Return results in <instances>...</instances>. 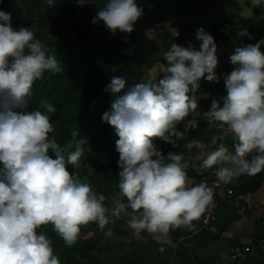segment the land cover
Instances as JSON below:
<instances>
[{
	"label": "clouds",
	"instance_id": "9594fccd",
	"mask_svg": "<svg viewBox=\"0 0 264 264\" xmlns=\"http://www.w3.org/2000/svg\"><path fill=\"white\" fill-rule=\"evenodd\" d=\"M252 2L259 6L262 0ZM142 15L136 0H106L92 23L102 22L113 34H130ZM195 38L201 41L199 50L191 42L188 47L172 43L163 53L167 66L158 81L128 85L114 75L104 89L115 97L102 121L118 136L117 187L127 201L118 199L106 207L103 196L77 172L67 170L68 165L81 166L85 139L72 131L69 143L61 147L49 136L55 131L50 114L56 107L44 101L45 111L26 110L34 84L43 81L45 73H61L60 62L30 28H13L11 14L0 11V264H61L51 238L37 231L49 224L69 247L78 241L82 227L95 223L104 230L113 218L127 217L133 230L160 240L179 228L194 231V222L214 202V190L203 181L192 185L182 153L164 155L153 143L158 138L177 147L184 136L179 124L185 131L195 130L203 119L230 131L234 151L217 144L223 135L213 136L209 145L199 140L186 145L201 151L202 167L215 168L219 183L264 171V40L234 49L230 62L235 67L224 76L227 95L222 106L213 99L210 109L201 113L196 93L201 78L219 82L218 57L214 38L203 28ZM83 167L88 175L95 172L88 164Z\"/></svg>",
	"mask_w": 264,
	"mask_h": 264
},
{
	"label": "crops",
	"instance_id": "0c3cea01",
	"mask_svg": "<svg viewBox=\"0 0 264 264\" xmlns=\"http://www.w3.org/2000/svg\"><path fill=\"white\" fill-rule=\"evenodd\" d=\"M15 1L10 0V8L15 5ZM38 1L44 8L49 5L48 0H35L36 3ZM136 3L143 9V15L130 34L119 30L113 34L102 22L93 24L98 8L86 3L94 9L89 14V25L96 30L106 50V84L110 83L114 75L122 76L128 85L158 81L165 74L167 66L163 53L172 43L188 47L191 42L193 48L199 50L201 41L196 40L195 33L203 28L217 45L218 66L215 72L219 82H208L201 78L196 93L199 97L198 111L207 112L213 99L222 106V98L227 95L224 76L235 67L230 62L234 49L264 40V0L259 6L254 5L252 0H136ZM35 8V16L39 17L37 5ZM261 51L264 52V44L261 45ZM215 135L224 136L217 144L223 143L230 151H234L230 131L219 129L216 124L210 125L203 119L198 120L195 130H184L177 147H168V143L164 142L158 149L164 155L168 152L182 153L192 185L202 181L208 184L211 168L202 167L203 154L199 149L194 147L189 150L186 145L191 140L209 145ZM211 150L206 148L205 152ZM105 179L95 178L100 190ZM110 182L117 185L114 181ZM233 183V195L219 190L214 202L206 210L212 217L205 224L204 214L199 221L194 222V231L179 228L171 231L166 239L160 240L146 231L133 230L127 224V217L116 219L125 228L124 234H118L124 249L144 242L152 246L156 256L167 258L168 264H264V245L256 244L257 239L264 236V171L254 176L241 175ZM245 247L248 251L243 260L232 259V255ZM161 248L163 251H160Z\"/></svg>",
	"mask_w": 264,
	"mask_h": 264
},
{
	"label": "trees",
	"instance_id": "16d2710c",
	"mask_svg": "<svg viewBox=\"0 0 264 264\" xmlns=\"http://www.w3.org/2000/svg\"><path fill=\"white\" fill-rule=\"evenodd\" d=\"M81 3L99 8L106 3V0H57L55 4L48 5L41 19L60 13L71 25L76 6ZM9 4L10 0H0V11L9 13ZM36 5L41 12L43 4L38 1ZM11 24L14 27L18 23L11 20ZM27 28L33 30L32 27L27 26ZM60 34H62L60 38L54 39L51 36L52 33H47V35L35 33V38L47 48L48 54L56 56L63 71L59 74L45 73L43 81L38 80L34 84L33 96L26 110L45 111L41 107L44 101L56 107L57 111L50 114V122L54 125L55 131L49 136L55 139L61 147L69 143L72 131L79 133L78 138L85 139L86 142L83 145L85 155L81 158V166L73 169L71 165H68L67 170L70 173L77 172L80 178L90 183L97 192L98 188L95 186L97 177L114 181L117 185L119 182L117 164L119 153L116 151L115 143L118 136L113 127L102 121L103 113L110 111L111 102L115 98L111 93L104 91L107 86L105 82L106 50L96 30L88 25L85 29L80 26L75 27L70 39L65 32ZM177 128L184 132L181 124L177 125ZM153 143L159 148L164 142L154 138ZM179 143L178 140L177 146ZM171 146L168 144V147ZM69 150H74V147ZM49 155L55 159V154L51 150H49ZM84 164L92 166L95 172L88 175L83 167ZM94 225L95 223H91L88 227L91 228ZM37 231L51 238L54 254L58 256L61 264H77L76 257L79 254L91 251L93 240L90 237L86 239L79 237L78 241L69 247L52 230L50 224L42 226ZM143 244L146 246L141 251L140 246ZM132 248L136 253L135 258L132 257V250H125L122 255L98 258L95 263L90 264H168L164 256L154 258L156 254L152 251V246L144 242H139ZM151 251V257L156 259L153 262L152 260L150 262V258L145 259Z\"/></svg>",
	"mask_w": 264,
	"mask_h": 264
},
{
	"label": "rangeland",
	"instance_id": "374dc122",
	"mask_svg": "<svg viewBox=\"0 0 264 264\" xmlns=\"http://www.w3.org/2000/svg\"><path fill=\"white\" fill-rule=\"evenodd\" d=\"M14 4L15 5L11 7L12 9L9 7V13L11 14V20L17 21L18 23L17 26H14L13 28L18 30L20 27L29 26L33 28L32 31L34 32V34L39 33L41 35H47V33H52L53 35L51 36L54 39L60 38L62 36V34H60L61 32H65V35L69 36L68 38L70 39L72 37L71 34L73 33V30L75 27L80 26L82 28H86L87 24L90 27L89 24H91V19H90L89 14H91L94 11V9L89 8V6L86 5L85 3L79 4L77 6L76 11L73 13L74 14L73 23L69 25L67 20L64 17H62L60 13L52 15L51 17H48L45 19L43 18L41 19V17H43L45 10L48 8V6H45V8L43 6V9L41 10V12H39L40 13L39 17L35 16L36 15L35 0H16ZM52 30H56V31H52ZM53 32H56V33H53ZM105 180H106L104 181L105 184L101 183V186H102L101 190L95 185L96 188H98L97 192L91 185L92 189L97 193L98 196H103L105 198L103 201L104 205L106 207H111L115 203V201L118 199L122 200L123 202H126V198L120 195L117 185L115 186L112 182H110L111 180L110 181H108L107 179ZM113 219H114V222L107 225L104 230L99 229L97 224H95L91 228L88 226L82 227L80 237L83 239L90 237L93 240V242L91 244L90 252L79 254L76 257L77 264L95 263L96 259L98 258H105L111 255L118 256L124 253L126 249H124L123 242L118 234L119 233L124 234L123 229L125 228L123 225L118 224L117 222L118 220H116V218H113ZM109 231L111 233L110 235L107 234ZM130 235L132 234L130 233ZM145 246H146L145 244L140 246L141 251L145 249L143 248ZM128 250L133 251V248L128 249ZM152 251L155 252L153 248H152ZM152 251L145 258L146 260L150 258V262L151 260L152 262L156 260V259H153V257H151ZM132 253H133L132 257L135 258L136 253L134 251ZM155 257L156 255L154 256V258Z\"/></svg>",
	"mask_w": 264,
	"mask_h": 264
},
{
	"label": "built area",
	"instance_id": "2783aa9c",
	"mask_svg": "<svg viewBox=\"0 0 264 264\" xmlns=\"http://www.w3.org/2000/svg\"><path fill=\"white\" fill-rule=\"evenodd\" d=\"M214 173H215V168H212L210 170L209 181H208V185L212 187L214 190V199L216 198L217 192L219 190H223L227 195H233L234 183L233 182L229 184L219 183ZM204 216L205 217L203 221L205 224H207L212 216L208 212H206ZM256 244L264 245V236L257 239ZM247 251H248V248L245 247L243 250L239 251L236 255H233L232 258H234L235 260L241 261L245 258V254Z\"/></svg>",
	"mask_w": 264,
	"mask_h": 264
},
{
	"label": "bare ground",
	"instance_id": "6f19581e",
	"mask_svg": "<svg viewBox=\"0 0 264 264\" xmlns=\"http://www.w3.org/2000/svg\"><path fill=\"white\" fill-rule=\"evenodd\" d=\"M211 169H212V168H211ZM211 169H210V170H211ZM209 175H210V172H209ZM243 249H244V248H243ZM243 249H242V250H243ZM234 255H236V254H234ZM232 256H233V255H232ZM232 259H234V258H232ZM234 260H235V259H234ZM235 261H236V260H235ZM237 261H239V260H237Z\"/></svg>",
	"mask_w": 264,
	"mask_h": 264
}]
</instances>
